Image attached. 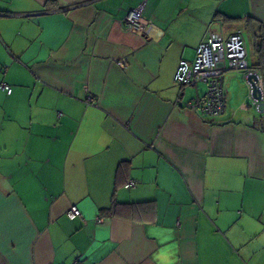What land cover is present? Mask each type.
<instances>
[{
  "label": "crops",
  "instance_id": "0c3cea01",
  "mask_svg": "<svg viewBox=\"0 0 264 264\" xmlns=\"http://www.w3.org/2000/svg\"><path fill=\"white\" fill-rule=\"evenodd\" d=\"M208 31L264 82V0H0V264H264V112L174 80Z\"/></svg>",
  "mask_w": 264,
  "mask_h": 264
},
{
  "label": "built area",
  "instance_id": "2783aa9c",
  "mask_svg": "<svg viewBox=\"0 0 264 264\" xmlns=\"http://www.w3.org/2000/svg\"><path fill=\"white\" fill-rule=\"evenodd\" d=\"M121 23L124 27L138 32H144L149 26V21L142 14L141 5L130 8L122 17ZM246 56L245 39L240 31H235L226 37L208 31L205 38L196 46L194 59L191 62L181 59L174 73V80L180 90L185 86L205 84L204 95L201 98L190 100L185 105L212 119L220 116L224 110L223 77L225 71L237 70L242 72L244 77L256 73L249 67ZM118 64L123 65L120 62ZM256 85L264 90V82L260 77ZM0 87L7 93L11 91L10 86L4 82L0 83ZM85 102L91 105L95 103V99L87 95ZM253 102L257 101L253 99ZM126 186H134V183L130 181ZM66 214L70 219L81 215L80 210L75 206H71Z\"/></svg>",
  "mask_w": 264,
  "mask_h": 264
},
{
  "label": "water",
  "instance_id": "95a60500",
  "mask_svg": "<svg viewBox=\"0 0 264 264\" xmlns=\"http://www.w3.org/2000/svg\"><path fill=\"white\" fill-rule=\"evenodd\" d=\"M258 78V73H251L246 76L245 81L251 89L250 92L252 98L257 101L256 109L259 112H264V98H262V95H264V90H261L259 87H257L256 82Z\"/></svg>",
  "mask_w": 264,
  "mask_h": 264
},
{
  "label": "rangeland",
  "instance_id": "374dc122",
  "mask_svg": "<svg viewBox=\"0 0 264 264\" xmlns=\"http://www.w3.org/2000/svg\"><path fill=\"white\" fill-rule=\"evenodd\" d=\"M244 35V33H242Z\"/></svg>",
  "mask_w": 264,
  "mask_h": 264
}]
</instances>
